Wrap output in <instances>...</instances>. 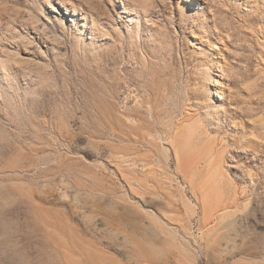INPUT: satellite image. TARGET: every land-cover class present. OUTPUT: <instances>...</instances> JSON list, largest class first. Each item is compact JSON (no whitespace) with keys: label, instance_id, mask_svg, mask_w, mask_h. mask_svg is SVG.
<instances>
[{"label":"rangeland","instance_id":"1","mask_svg":"<svg viewBox=\"0 0 264 264\" xmlns=\"http://www.w3.org/2000/svg\"><path fill=\"white\" fill-rule=\"evenodd\" d=\"M0 264H264V0H0Z\"/></svg>","mask_w":264,"mask_h":264},{"label":"bare ground","instance_id":"2","mask_svg":"<svg viewBox=\"0 0 264 264\" xmlns=\"http://www.w3.org/2000/svg\"><path fill=\"white\" fill-rule=\"evenodd\" d=\"M219 99H222V97L221 96H219ZM197 199H199V201H200V198L198 197ZM202 199L203 200H205V198H203L202 197ZM201 204V206H202V209H203V212L205 213V214H210L211 213V211L210 210H213V204L212 203H208V204H205V203H200ZM228 210H225V212H227Z\"/></svg>","mask_w":264,"mask_h":264}]
</instances>
